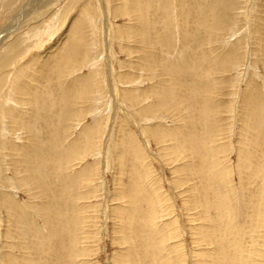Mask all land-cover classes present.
<instances>
[{
    "label": "rangeland",
    "instance_id": "374dc122",
    "mask_svg": "<svg viewBox=\"0 0 264 264\" xmlns=\"http://www.w3.org/2000/svg\"><path fill=\"white\" fill-rule=\"evenodd\" d=\"M0 264H264V0H0Z\"/></svg>",
    "mask_w": 264,
    "mask_h": 264
},
{
    "label": "bare ground",
    "instance_id": "6f19581e",
    "mask_svg": "<svg viewBox=\"0 0 264 264\" xmlns=\"http://www.w3.org/2000/svg\"><path fill=\"white\" fill-rule=\"evenodd\" d=\"M166 4H167V3H166ZM137 8H138V7H137ZM137 8H136V9H137ZM142 8L144 9V7H142ZM152 8H153V7H152ZM136 9H134V10H136ZM130 10H131V9H130ZM125 11H126V9H125ZM144 11H145V10H144ZM144 11H141V12H144ZM158 11H159V10H158ZM126 12H127V11H126ZM141 12H140V13H141ZM124 13H125V12H124ZM129 13L131 14V12H129ZM133 13H134V12H133ZM144 14H145V12H144ZM140 15H142V13H141ZM146 15H147V13H146ZM128 16H130V15H128ZM136 16H137V15H136ZM134 17H135V16H134ZM144 17H145V15L143 16V18H144ZM145 18H146V17H145ZM145 18H144V19H145ZM132 19H133V18H132ZM135 19H136V18H135ZM144 22H145V20H144ZM131 23H132V22H131ZM141 23H143V22L141 21ZM145 23L148 25L147 21H146ZM133 24H134V23H133ZM138 24H139V23H138ZM13 25H14V24H13ZM147 25H146V26H147ZM148 26H149V25H148ZM141 28H142V26H141ZM141 28H140V29H141ZM74 30H75V29H74ZM137 33H138V32H137ZM4 59H5V58H4ZM65 62H66V61H65ZM3 67H4V66H3ZM61 68H62V67H61ZM60 70H61V69H60ZM15 81H16V79H15ZM61 87H62V86H61ZM58 93H59V92H58ZM28 94H29V93H28ZM36 97H37V96H36ZM245 103H246V102H245ZM39 108H40V107H39ZM14 110H15V109H14ZM16 110H17V109H16ZM22 113H23V112H22ZM38 113H39V112H38ZM33 115H34V114H33ZM4 116H5V115H4ZM27 116H28V115H27ZM4 120H5V119H4ZM154 134H155V133H154ZM161 138H162V137H161ZM24 147H25V146H24ZM25 148L27 149V147H25ZM24 150H25V149H24ZM127 218H128V217H127ZM58 227L61 228V226H58ZM58 227H57V228H58ZM61 229H62V228H61ZM55 230H57V229H55ZM65 232H66V231H65ZM131 262H132V261H131ZM134 263H135V262H134Z\"/></svg>",
    "mask_w": 264,
    "mask_h": 264
}]
</instances>
